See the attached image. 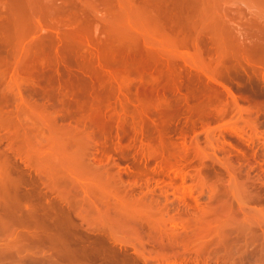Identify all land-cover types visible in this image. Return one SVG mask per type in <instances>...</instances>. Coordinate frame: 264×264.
Masks as SVG:
<instances>
[{
  "label": "rangeland",
  "instance_id": "1",
  "mask_svg": "<svg viewBox=\"0 0 264 264\" xmlns=\"http://www.w3.org/2000/svg\"><path fill=\"white\" fill-rule=\"evenodd\" d=\"M64 1L57 0L59 11H82L84 7L86 10L85 8L83 10L87 12H94L95 8L100 13L109 11L101 4L92 7L94 10L91 11V8L82 3L84 0ZM163 1L161 4L168 10L163 9V14L161 12L159 15H165L164 20L167 17L173 25L175 20L179 21V18L183 20V24L181 23L183 26L179 22L180 25L176 24V27H173L166 19L174 30L182 26L181 32H188L195 26L196 17L194 16L193 20L192 15L197 14L198 0ZM236 1L242 2L244 8L264 16V0L261 3L260 0ZM0 13L8 15L12 12L8 7L0 5ZM143 15L142 19L147 17L145 16L147 13ZM187 15H190V18ZM9 20L11 18L7 23L0 20L5 22L0 23V59L3 56L0 62H5L0 67V79L7 77L0 80V105L6 104L2 105L5 107L4 116L7 118L5 112L9 110L15 120L9 115L12 120L7 118L10 122H7L8 128L5 121L2 125L0 123V264H264V54L262 55L261 50L259 52L256 50L258 53L255 51L256 53L252 55L256 54L257 57L252 58L257 60H242L240 63L233 56L219 62L217 54H206V61L212 62L210 66H213V63L215 65L211 68L218 69L214 70L216 73L212 74L213 78L206 75L205 67H201L203 66L201 60L196 58L199 64L192 57V60L190 57L177 59L180 88L170 96V106L162 111V114L167 116L165 135L169 141L165 139L164 146L168 143L173 145L171 147L169 145V151L164 148L166 150L164 152L178 155L177 152L185 149L183 152L186 154L180 152L186 156L181 159L182 161H173L175 165L172 163L170 167L167 165L168 167L164 168L165 164L158 152V146L148 144L150 143L148 134L150 131L154 132L151 127H148L149 129L145 127L137 135L130 134L131 131L127 128V133H120L117 138L118 134L113 132L116 135L109 136L111 137L108 139L109 148L106 145L104 148L100 147L101 150H106L105 153L100 150L104 156L100 151L99 153L94 151L100 149L99 146L98 149L91 146L98 135L95 136L98 132H93L96 127L89 119L87 121L79 119L76 114L79 110L74 104L77 101V94L82 92L83 96V92L88 90L85 89L88 88L87 76L91 77L92 73L86 69L91 65L87 61L86 67L83 62L89 57V52L85 55L84 50L82 52L80 48L63 42L61 36L64 34V37L67 34L64 30L68 29L65 28L62 32L64 26L60 27L61 31L59 28L58 31L54 30L62 34H54L55 32L49 28H41L42 33L45 32L42 34L41 29H38L37 35L29 19L24 21L25 24L21 23L22 18L18 19L20 22L17 19L13 21V18ZM143 20L133 30L123 28L126 36L121 37V41H128L125 42L127 47L123 45L124 42L121 43L123 47L130 53L134 52H132L134 57L127 59L128 62L133 58L136 60V56L143 57V60L139 57L137 63L133 62L134 66L131 65L132 62L129 64L132 67L129 66L130 80L127 81H130L128 82L130 85L127 91L129 96L132 95L131 99L142 95L145 83L151 80L146 78L150 77V74L144 75L146 72L142 69L143 61L152 62L151 56L149 57L151 54L146 52L147 46L144 45L147 34L143 35L145 38L139 34L141 38L138 39L135 33L128 34L133 31H138V34L145 29L149 31V28L153 27L151 26L153 24ZM14 23L18 25V29L14 27ZM22 29H26L25 33ZM146 30L144 32H147ZM259 34L263 37L264 30ZM57 35L59 42L55 38ZM127 35L133 37L129 38ZM49 36L55 38L53 42ZM18 41L20 43L17 44ZM47 42L48 44H45ZM132 42L136 44L132 45ZM200 45L204 46L202 43H199ZM195 46L192 43L182 44L178 50L191 54ZM40 47L41 50L37 49ZM28 49L31 50L30 53ZM143 51L145 53L142 54ZM41 52L49 58L51 55L57 58L55 60L58 61V65L53 59H48L50 63L41 68V73L38 69V72L33 71V76L31 71L28 72L30 75L26 72L27 75H23V69L28 71L25 58L30 59L29 54L43 55ZM10 60L12 63L16 62L18 66L10 63ZM119 60L120 58L117 63ZM51 61L55 62L57 70L54 71L56 67H53ZM20 62L24 63L22 68L25 65L26 67L22 69ZM134 63L141 65L135 67ZM140 66L142 68L137 69ZM162 66V78L170 85L173 83V73L165 64L160 67ZM15 67L21 68L18 69L21 74L19 83L13 77L19 76V71L17 72ZM90 68L93 71L92 66ZM83 70H86V73ZM52 74H58L62 81L70 79L68 83L73 81L71 77L74 81L86 83L83 82V85L78 83L79 86L74 85V81L73 85L71 83V89L79 92L74 93V90L63 87L60 90L57 88L60 92H54L52 89L56 87H51L54 79L53 83L50 82ZM75 74H79L78 78H75ZM11 77L17 86L16 83L13 85L9 82L12 81L9 80ZM209 85L216 86V90L211 91ZM208 93L213 97L207 95ZM202 94L206 95L205 98ZM178 96L183 100H179ZM71 98L75 101L72 102ZM136 100L138 101L137 98L132 99L133 103L130 101L132 107L137 103ZM27 105L29 113L26 110ZM51 113L57 114V117ZM155 116L157 120L158 114ZM52 117L54 118L51 119ZM14 122H17L20 129L13 124ZM132 131L135 132L134 129ZM121 136L123 139L118 140ZM93 139V143L88 144ZM149 145L152 147L149 148ZM175 145L176 150L182 149L174 153ZM88 151H94L97 156L94 155L99 159L96 160L92 152ZM87 156L90 158L85 160ZM46 157L47 160L52 159L47 161ZM73 158L78 159L77 166ZM53 159L56 160L55 164ZM57 160H60V164ZM56 165L57 168L51 167ZM90 175L97 179L94 181ZM90 181H93L92 186L96 184L95 187L90 186L95 191L88 189ZM79 184L83 188L84 184L87 185L85 187L87 189H80V186H77ZM119 193L126 198L122 199L123 196ZM129 198L135 200L134 203L132 200L129 201Z\"/></svg>",
  "mask_w": 264,
  "mask_h": 264
},
{
  "label": "bare ground",
  "instance_id": "2",
  "mask_svg": "<svg viewBox=\"0 0 264 264\" xmlns=\"http://www.w3.org/2000/svg\"><path fill=\"white\" fill-rule=\"evenodd\" d=\"M68 1H73V0H65L64 2H68ZM163 0H84L83 3L86 4V6L88 8H91V11L92 9L96 6V5H103V7L105 6V8H108L109 11L107 12H102V13H99V11H97V8H95L94 12H87L85 11L86 10V7L85 10L82 9V11H78V12H62V11H59L57 9L58 5H57V0H0V5L2 7H8V9L11 10L12 13H8V15H4L3 13L1 14L0 13V20H3V21H8L9 18H13V21L15 19H20L22 18V21L21 23H24L27 21L26 19H29L30 20V25L32 24V28L35 29L36 31L38 29H41V28H49V30L51 29V31L53 32L54 30L58 31L60 29V27H63L62 28V32L65 28H68V29H65L64 32L65 35L63 37V35L61 36V39H63V42L66 44V45H70V46H76L78 48H80L83 52L84 50V53L85 55H88L87 52H89V57L86 58V61L84 59V66L87 64L85 62L89 61L90 62V65L92 66L93 68V71L90 70L91 66L87 67L86 70H89L91 71L90 74L92 73L91 77L90 76H87L88 77V82H87V85L88 88L86 87L85 89L87 90L84 91L83 93V96L84 98H82V92L78 93L77 94V101L74 100V98H71V100H73L72 102H74L75 107H78V110H79V115L78 113L77 116H79V119L83 118V120L85 119L87 121V119H89L91 121V124H93L96 129L94 128L95 131H93L94 133L95 132H98V133H95V136L97 138H94L95 139V142H94V145L96 143V145H91L94 141L91 140V143H89L88 141V144H90L92 147H96L95 149H98L100 148L101 146L104 148V146L106 145V147H108V142H110V139L111 137H109L111 134H114L113 132L117 133L118 135H116V138L121 135L120 133H123L126 132L127 128L131 131L130 134H134V135H137L139 132L141 133L143 131V129H149L148 127H151L153 129V133L150 131L148 136H149V139H148V144H151L152 146L155 145L158 146V152L160 153V156L162 155L163 157V163L165 164L164 165V168L168 167L169 165L171 166L173 161H179L181 159H184V157L186 156L185 152H183L185 149L180 150L182 148H179L178 150L177 149V146L175 145V150L173 149V152L176 153L177 151H182L183 153H185L183 155L182 152L179 151V154L177 152L178 155L176 154H167L165 153L167 149L169 148V145L171 147V145L173 144H165V147L164 146V142H165V139H166V135H165V132H166V128H167V116H165L164 114H162V111L164 108H166L168 105L170 106V96L173 95L175 92H177V90H179L180 88V83H179V73H178V70H177V59L178 58H188V57H192V58H195L194 61H196L197 59L200 61V63L203 65L201 66L202 68L205 67V73H207L206 75H208V77H212L215 75L216 71H218L217 67L216 68H211L214 65L213 63V66H210V63H212L210 60L209 61H206V54H217L218 56V60L219 62L222 61V59H227L231 56H233V58H235L236 60L238 59L239 60V63L240 61L242 62V60L244 61H248L250 59H253L252 57H255V56H252L254 55V53H256L257 51L259 52L261 50V53L262 55L264 54V35L262 37V35H260V31H263L264 30V16L260 15L259 13L257 12H254L252 10H249V9H246L243 7V3L240 2V1H227V0H198V4L196 7V12H197V16L196 15H192L193 16V20H194V16L196 17L193 22L192 19H190L191 22L194 23V27L191 28L190 31L188 32H181V28H182V22L183 20H181L180 18L178 19L179 21L177 20H173L175 23L173 25V23H171L167 17V21L170 22L173 27H176V24L180 25L181 23V28L180 26L177 27L175 30L168 24V22L166 21V19L164 20V16H160L159 14H161L162 10L163 9H166L167 7L166 6H163L161 4ZM248 1V0H247ZM258 1V0H257ZM262 0H260L259 3H261ZM75 2V1H74ZM164 2V1H163ZM166 3V2H164ZM84 4V6H85ZM93 7V8H92ZM102 7V6H100ZM59 8V7H58ZM5 9V8H4ZM168 10V8L166 9ZM165 10V11H166ZM97 11V12H96ZM155 13L156 15H154L153 13ZM164 12V11H163ZM162 12V14H163ZM167 12V11H166ZM194 12V11H193ZM144 13H147V17L143 18L145 20L142 19V16H144L143 14ZM194 14V13H193ZM172 15V14H171ZM188 16V15H187ZM191 16V17H192ZM6 17H9L8 19ZM161 17H163V19H161ZM171 17V16H170ZM186 17V16H185ZM184 17V18H185ZM190 18V15L188 16ZM187 18V17H186ZM185 18V20H186ZM6 19V20H4ZM24 19V20H23ZM176 19V18H175ZM188 19V18H187ZM9 20V21H11ZM26 20V21H25ZM143 21H147V23H151L153 25V27H151V29L149 28V31H146L148 32H144V31H139V33L137 34L138 31L136 32H132V33H128L129 35L130 34H134L135 37L138 39V38H141L140 35L142 36V38L146 37L147 36V39L145 38V47L147 46V48H145V50L147 49L148 51H146L147 53L149 52V57L151 56L152 58V62H150L151 60H149V63L148 62H145L143 63L142 61V64H143V68L140 66L139 68L137 69H140L142 68L144 70V72H146V74H144L142 71L141 73H143L144 75H147L150 74V77H146L147 79L151 78V80L149 82H147V84L145 83V86L143 87V91H142V95H140L139 97H135L138 99L137 103L133 105V107L131 106L132 104L130 103V101L132 99H135V98H130L132 97L129 96L130 94H128V88H129V85L130 82L129 80V71H130V67L129 66H134L133 65V62L137 63V56H136V60L135 58H133L131 61H127L130 60L133 56V53L131 55L130 51L126 48V44L125 42L127 41H121V37L123 35L126 36V34H124V32H126L125 30H123V28L125 27H128L129 30H133V28L137 27L140 25V22ZM166 21L165 23L163 22ZM181 20V21H180ZM1 22L0 23H5V22ZM12 21V22H13ZM25 21V22H24ZM152 21V22H151ZM172 21V22H173ZM177 21V23H176ZM188 21V22H190ZM20 22V21H18ZM180 22V24H179ZM187 22V24H188ZM186 24V22H184ZM1 24V25H2ZM10 24V23H9ZM15 24V23H14ZM16 24L19 25V23L16 22ZM14 27H17L18 25H16ZM5 25V24H4ZM11 25V24H10ZM22 25V24H20ZM29 25V23H28ZM192 25V24H191ZM23 26V25H22ZM21 26V27H22ZM27 26V25H26ZM145 26V25H144ZM24 27V26H23ZM30 27V26H29ZM70 27V29H69ZM72 27V28H71ZM143 27V26H141ZM147 27V26H146ZM185 27V26H184ZM187 27V26H186ZM189 27V25H188ZM1 28V27H0ZM20 28V26H19ZM26 28V27H25ZM59 28V29H58ZM148 28V27H147ZM18 29V27H17ZM138 29V28H136ZM140 29V28H139ZM138 29V30H139ZM144 29V28H143ZM184 29V28H183ZM188 29V28H187ZM26 30V29H25ZM25 30L22 29V31L25 33ZM28 30V29H27ZM32 30V29H31ZM30 31V29H29ZM29 31L27 33H29ZM36 31H34L36 33ZM42 33V29L40 30ZM47 31V30H46ZM49 31V32H51ZM61 31V29L59 30ZM45 32V31H44ZM43 32V33H44ZM51 32V33H52ZM55 32V31H54ZM59 33V32H55L54 34H62ZM143 34H142V33ZM42 33V34H43ZM51 33H47L46 34L48 35H51ZM38 35V31L36 33ZM35 34V36H36ZM140 34V35H139ZM147 34L146 36H143ZM31 35V34H29ZM127 35V36H129ZM52 36V35H51ZM55 36V35H54ZM31 37V36H30ZM39 37V36H38ZM41 37V36H40ZM39 37V38H40ZM43 37V35H42ZM46 37V36H45ZM63 37V38H62ZM65 37H68V38H65ZM124 37V36H123ZM122 37V38H123ZM130 37H133V35L129 36ZM134 37V38H135ZM38 38V39H39ZM49 38H51L49 36ZM54 38V37H53ZM53 38L52 39V42H53ZM56 40H58L57 42H59L60 39H58V35L55 37ZM54 38V39H55ZM128 38V37H127ZM126 38V39H127ZM135 38V39H136ZM37 39V38H36ZM48 39V38H47ZM67 39L69 41H67ZM125 39V38H124ZM133 39V38H132ZM35 40V39H34ZM44 40V39H42ZM131 40V39H130ZM143 40V39H142ZM132 41V40H131ZM129 41V44L128 46H130V42ZM136 41V40H135ZM31 42V40H30ZM39 42V41H38ZM42 43V41H40ZM44 42V41H43ZM51 42V41H50ZM56 42V41H55ZM56 42V43H57ZM68 42V44H67ZM124 42V43H123ZM144 42V40H143ZM141 42V43H143ZM16 43V42H15ZM20 43L19 41L17 42V44ZM123 43V45H125L126 47L124 48L123 45L121 44ZM128 43V41H127ZM133 43V42H132ZM189 43H192V44H195L196 46L194 47L195 50L193 53L189 54V53H181L182 51L178 50L179 46L182 45V44H189ZM199 43H202L204 46H199ZM45 44H48L45 43ZM136 43H133L132 45H134ZM22 45V43H21ZM36 45V43H35ZM44 45V44H43ZM57 45V44H56ZM61 45V43H60ZM64 45V44H63ZM138 45V43H137ZM15 46H17L15 44ZM29 46V45H28ZM31 46V44H30ZM39 46V45H38ZM37 46V47H38ZM143 46V45H142ZM140 46V47H142ZM193 46V45H192ZM27 47V46H26ZM42 47V46H41ZM41 47L40 48H37V49H40L41 50ZM15 48V47H14ZM30 48V47H29ZM75 48V47H74ZM131 48V50L133 49L132 47H129V49ZM136 48V47H135ZM17 50V48H15ZM27 48H25L26 50ZM34 48H32L33 50ZM56 49V46L55 48ZM79 49V50H80ZM15 50V51H16ZM24 50V51H25ZM30 49H28V53ZM72 50V48L70 49ZM80 50V51H81ZM135 51V49H133ZM138 50V49H137ZM142 50L139 49V51ZM144 50V51H145ZM257 50V51H256ZM14 51V52H15ZM31 51V50H30ZM36 51V50H34ZM39 51V50H38ZM47 51V50H46ZM142 52L145 53V52ZM180 51V52H179ZM256 51V52H255ZM21 52V50H20ZM27 52V51H26ZM33 52V51H32ZM31 52V53H32ZM40 52V51H39ZM43 52V51H42ZM43 55H40L39 53V56L38 54L36 53V55L32 54V56H29L28 55V58L30 59H26L25 55L23 58H25L26 60V63L28 65V71H24V67H26V65L22 68L23 64L25 63H21V68L23 69L22 73H24L23 75H27L25 74L28 73H31L32 76H33V71H36L38 72V69L40 70L39 72L41 73V68L47 63V66L48 64V59H53V61H56L55 57H52L50 56L47 57L46 55L44 56V53H42ZM77 52V51H76ZM81 52V53H82ZM136 52V51H135ZM257 52V53H258ZM17 53V52H16ZM23 52H21L22 54ZM35 53V52H34ZM47 53V52H46ZM51 53V52H50ZM55 53V52H53ZM62 53V52H61ZM66 53V52H65ZM70 53V52H69ZM72 53V52H71ZM15 54V53H14ZM18 54V53H17ZM20 54V53H19ZM59 54V53H58ZM73 54V53H72ZM140 54V53H139ZM61 55V54H60ZM63 55V53H62ZM61 55V56H62ZM78 55V54H77ZM258 57H259V54H257ZM20 55H18L19 57ZM22 56V55H21ZM34 56V57H33ZM66 56V55H65ZM64 56V59L67 57ZM84 56V55H83ZM132 56V57H131ZM142 56V55H141ZM206 56V57H205ZM216 56V55H215ZM235 56V57H234ZM3 57V56H2ZM1 57V59H3ZM8 57V56H7ZM15 57V56H14ZM16 57V58H18ZM33 57V58H31ZM63 57V56H62ZM209 57V55H208ZM214 58V56H212ZM257 57V56H256ZM15 58V59H16ZM85 58V57H83ZM89 58V60H87ZM120 58L119 62L117 63L118 59ZM148 59V57H146ZM189 58V59H190ZM191 58V60H192ZM197 58V59H196ZM211 58V57H210ZM260 58V57H259ZM0 59V60H1ZM7 59V58H6ZM22 57L19 59L21 60ZM117 59V60H116ZM140 59L143 60V57H140ZM234 59V60H235ZM257 60V58H254ZM253 59V60H254ZM261 59V58H260ZM263 59V58H262ZM9 60V59H7ZM2 61V60H1ZM5 61V60H3ZM11 61V60H10ZM18 61V60H17ZM53 61H51L53 67L57 70V66H55L58 61H56V64L55 62L53 63ZM62 61V60H61ZM66 61V59H65ZM68 61V60H67ZM66 61V62H67ZM72 61V60H71ZM70 61V63H71ZM115 61H116V64H115ZM124 61H126L127 63H125ZM243 61V62H244ZM259 61V60H258ZM263 61V60H262ZM19 62V61H18ZM60 62V61H59ZM77 62V61H76ZM89 62H88V65H89ZM132 62V64H131ZM139 62V61H138ZM198 62V61H196ZM252 62V61H251ZM5 63V62H4ZM3 62L1 64L0 67H2V64H4ZM12 63V61L10 62ZM16 63V62H15ZM15 63H12V64H15ZM125 63V64H124ZM134 63V64H135ZM199 63V62H198ZM199 63V64H200ZM218 63V62H217ZM8 64V63H7ZM12 64H11V68H12ZM19 64V63H18ZM82 64V63H81ZM128 64V65H127ZM131 64V65H129ZM162 64H165V67L168 66L167 68L170 69L172 71V75H173V83H171L170 85L166 84V82L163 80L162 78V67H160ZM16 65V64H15ZM58 65V64H57ZM127 65V66H126ZM136 65H141V64H135V67H137ZM5 66V65H3ZM9 66V65H8ZM18 65H16L17 67ZM50 66V65H49ZM76 66V65H75ZM83 66V67H84ZM131 66V67H132ZM218 66V65H217ZM15 67V69H16ZM20 67V66H19ZM30 67V68H29ZM46 67V66H45ZM61 67V66H60ZM70 67V66H69ZM79 67V66H78ZM84 67V68H86ZM10 68V66H9ZM14 68V67H13ZM21 68H17V72L19 71L18 69H21ZM52 68V67H51ZM50 68V69H51ZM89 68V69H88ZM201 68V69H202ZM3 69V68H2ZM26 69V68H25ZM32 69V70H30ZM64 69V68H63ZM81 69V68H80ZM203 69V71H204ZM217 69V70H216ZM7 70V69H6ZM15 70V71H16ZM82 70V69H81ZM85 70V71H86ZM216 70V71H214ZM10 71V70H9ZM76 71V70H75ZM84 71V70H83ZM84 71V73H86ZM140 71V70H138ZM3 72V71H2ZM17 72H15L17 74ZM79 72V71H78ZM5 73V72H4ZM2 73V74H4ZM9 73V72H8ZM19 73V78L17 76H13L16 78V81L18 80V83L20 82L19 79H20V71L18 72ZM28 73V74H29ZM76 73V72H75ZM81 73V72H79ZM84 73L82 72V75L84 76ZM12 74V73H11ZM88 74V75H90ZM212 74H214L212 76ZM6 75V74H5ZM18 75V74H17ZM30 75V74H29ZM58 75V74H56ZM55 74H52V76L50 75L49 79L51 80H48L50 81L51 83L54 82L53 86L51 87H56V89H52V91L54 90V92H58L60 90L61 87H63V89H67V90H70L71 87V83L73 85V81L74 79L71 77V79L73 81H71V83L69 82L68 83V80L70 81V79H68L66 82L65 81H62L61 78L58 76H56ZM75 78L77 77L78 78V75L75 74ZM86 75V74H85ZM36 76V74H35ZM38 76V75H37ZM42 76V74L40 75ZM46 76V75H45ZM81 76V75H80ZM79 76V78H80ZM23 77V76H22ZM62 77V76H61ZM64 77V76H63ZM67 77V76H66ZM65 77V78H66ZM69 77V76H68ZM90 77V78H89ZM132 77V76H131ZM5 80V78L7 77H2L1 79ZM25 78V77H24ZM28 78V77H27ZM30 78V77H29ZM33 78V77H32ZM41 78V77H40ZM47 78V77H46ZM60 78V79H59ZM64 78V79H65ZM70 78V77H69ZM0 79V80H1ZM14 78L11 77V79L9 80H12V81H9L10 83L12 82L13 83H16L14 82L13 80ZM52 79H54V81L52 82ZM85 80L86 78H81V80ZM127 79H129L127 81ZM21 80V79H20ZM26 80V78H25ZM30 81V79H28ZM44 80V79H43ZM79 80V79H78ZM34 81V80H33ZM45 82V81H44ZM85 82V81H83ZM83 82H77V81H74V85H78V83L82 84ZM133 82V81H132ZM1 83V82H0ZM38 83H39V80H38ZM41 83V82H40ZM50 83V84H51ZM86 83V82H85ZM84 83V84H85ZM48 84V83H47ZM49 84V85H50ZM4 85V84H3ZM14 85V84H13ZM12 85V86H13ZM34 85V83L32 84ZM83 85V84H82ZM8 87V85H6ZM17 86V83L16 85ZM22 86V85H21ZM35 86V85H34ZM46 86V84H45ZM70 88H69V87ZM79 86V85H78ZM77 86V87H78ZM81 86V85H80ZM11 87V84L10 86ZM8 87V88H9ZM41 87V85H40ZM49 88V86H47ZM65 87V88H64ZM68 87V88H66ZM59 90H58V89ZM84 88V87H83ZM11 89V88H10ZM9 89V90H10ZM14 89V88H13ZM47 89V88H46ZM50 89V88H49ZM80 89V87H79ZM78 89V90H79ZM209 89H211V91H215L216 90V86H213V85H209ZM1 90V89H0ZM12 90V89H11ZM74 88L71 89V91H73ZM84 90V89H83ZM15 91V90H14ZM76 90H74V93H75ZM81 91V90H80ZM60 92V91H59ZM76 92H79V91H76ZM86 92V94H85ZM130 92V91H129ZM68 93V92H67ZM53 94V93H52ZM57 94V93H55ZM80 94V95H79ZM205 94V93H203ZM202 94V95H203ZM210 93H208L207 95H209ZM54 95V94H53ZM61 95V94H60ZM76 95V94H75ZM81 99H80V97ZM204 98L206 95H203ZM202 96V97H203ZM211 96V94L209 95ZM207 96V98L210 99V97ZM73 97V96H72ZM76 97V96H75ZM213 97V96H211ZM178 99L181 101L183 100V98L180 96H178ZM208 99V100H209ZM134 101V100H133ZM4 102V101H3ZM8 102V101H7ZM27 102V101H26ZM132 102V101H131ZM180 102V101H179ZM222 102V101H221ZM29 103V102H28ZM133 103V102H132ZM2 105H6V104H2ZM0 105V106H2ZM73 105V103L71 104ZM2 106V110H1V107H0V111H1V116H0V123L2 125V123L5 121L6 123L9 122L7 121V118L9 117L8 120H12V118L15 120V118L13 117L14 115L11 113H9L10 111L8 110V112H5V115H7V118L6 116H4V110H5V107ZM8 106V105H7ZM4 108V109H3ZM24 108V107H23ZM26 110L28 112V105L26 106ZM30 109V107H29ZM76 109V108H75ZM181 109V108H180ZM214 109V108H213ZM77 110V109H76ZM77 110V111H78ZM7 111V109H6ZM14 111V110H13ZM22 111V110H21ZM23 112H24V109H23ZM70 112V111H69ZM9 113V114H7ZM29 113V112H28ZM3 114V115H2ZM18 114V112L16 113ZM53 114V113H51ZM73 114V113H72ZM75 114V115H76ZM158 114V119L156 120L154 118V116ZM12 115V118L10 116ZM48 115V113H47ZM50 115V114H49ZM54 115V114H53ZM56 117H57V114H55ZM54 115V116H55ZM20 116V115H18ZM74 116V115H73ZM5 117V118H4ZM17 117V115H16ZM21 117V116H20ZM19 117V118H20ZM156 117V116H155ZM54 117H52L51 119H53ZM157 118V117H156ZM5 119V120H4ZM76 119V118H75ZM2 120V121H1ZM31 120V119H30ZM24 121V120H23ZM77 121V120H76ZM89 121V123H90ZM4 122V123H5ZM18 122V121H17ZM17 122H14L13 124L14 125H17L16 123ZM22 122V121H21ZM53 122H55L53 120ZM79 122V121H77ZM10 123V122H9ZM23 123V122H22ZM21 123V124H22ZM245 123V122H244ZM20 124V123H19ZM11 125V124H10ZM40 125V124H39ZM4 126V125H3ZM6 127L8 126V123L7 125H5ZM19 127V125H17ZM31 126V125H30ZM91 126V125H90ZM8 128V127H7ZM15 128H17L15 126ZM52 128V127H51ZM130 128H132V130L134 129V131H132ZM20 129V127H19ZM10 130V129H9ZM14 130V129H13ZM141 130V131H140ZM18 131V130H17ZM43 132V131H42ZM87 132V131H85ZM92 132V131H91ZM92 132L91 135H93L94 133ZM137 132V133H136ZM127 133V132H126ZM129 133V132H128ZM17 135V132L16 134ZM32 135V134H31ZM36 135V134H35ZM11 136V135H10ZM13 136V135H12ZM47 136V135H46ZM89 136V135H88ZM112 136V135H111ZM128 136V135H127ZM131 136V135H130ZM19 137V136H18ZM91 137V136H89ZM109 137V138H108ZM114 137V136H113ZM112 137V138H113ZM16 138V137H15ZM67 138V137H66ZM122 138L119 137L118 140ZM39 139V138H38ZM44 139V138H43ZM90 139V138H89ZM92 139V137H91ZM123 139V138H122ZM54 140V139H53ZM108 140V141H107ZM118 140H117V143H118ZM167 140V139H166ZM85 141V140H84ZM147 141V140H146ZM168 141V140H167ZM166 141V142H167ZM38 142V141H37ZM43 142V141H42ZM122 142V140H121ZM169 142V141H168ZM40 143V142H39ZM59 143V142H58ZM72 143V142H71ZM128 143V142H127ZM56 144V143H55ZM79 144H82V143H79ZM114 144V143H113ZM122 144V143H121ZM121 144H118V145H121ZM117 145V144H116ZM124 145V144H123ZM127 145V144H125ZM178 145V144H177ZM89 146V147H91ZM97 146H99L97 148ZM122 146V145H121ZM121 146H118V147H121ZM149 145V148L152 147ZM183 146H186V145H183ZM56 147V146H55ZM82 147V146H80ZM101 147V148H102ZM154 147V148H155ZM160 147V148H159ZM163 147V148H162ZM180 147V146H179ZM60 148V147H59ZM58 148V149H59ZM98 149V150H94L93 148H89L90 150L93 149L94 151H98L97 153H99V151L101 150ZM109 148V147H108ZM117 148V147H116ZM153 148V149H154ZM165 148V149H164ZM52 149H53V146H52ZM56 149V148H55ZM54 149V150H55ZM124 149V148H123ZM156 149V148H155ZM154 149V150H155ZM102 149L101 151L105 153L106 150ZM110 149H107V151H109ZM83 151V150H82ZM85 151V150H84ZM94 151H91L92 154H88V156L92 155L96 160L99 159L98 157L96 158V154ZM100 151V152H101ZM165 151V152H164ZM169 151V150H168ZM176 151V152H175ZM90 151H88L89 153ZM90 152V153H91ZM94 152V153H93ZM101 152V155L104 156ZM157 152V153H158ZM162 152V153H161ZM240 152V151H239ZM57 153V152H56ZM81 153V152H80ZM79 153V154H80ZM87 154V152H86ZM86 154L83 156L85 157ZM96 156H95V155ZM78 155V154H77ZM110 155V154H109ZM61 156V155H60ZM85 158L88 159L90 157ZM73 157V156H72ZM63 158V157H62ZM66 158V157H65ZM49 159H52V158H49ZM48 159V160H49ZM74 159V158H73ZM93 159V158H92ZM102 159V158H100ZM44 160V159H43ZM46 160H47V157H46ZM47 160V161H48ZM54 160V164L56 163V160ZM50 163H52V161ZM75 160V159H74ZM78 161V159H76ZM75 160L76 162V166H77V161ZM160 160V159H159ZM58 161V160H57ZM60 161V160H59ZM58 161V162H59ZM71 161V160H70ZM93 161V160H92ZM102 161V160H101ZM166 161V162H165ZM182 161V160H181ZM69 162V161H68ZM74 162V163H75ZM91 162V161H90ZM98 163V162H97ZM106 163V162H105ZM52 164V165H54ZM60 164V162H59ZM100 164V163H99ZM174 164V163H173ZM50 165V164H49ZM72 165H75V164H72ZM102 165V164H101ZM104 165V164H103ZM168 165V166H167ZM175 165V164H174ZM70 166V165H69ZM90 166V165H89ZM88 166V167H89ZM95 166V165H94ZM169 166V167H170ZM51 167H54V168H57V165L56 166H51ZM71 167V166H70ZM91 167V166H90ZM105 167V166H104ZM104 167H101V168H104ZM68 168V167H67ZM106 168V167H105ZM110 168V167H109ZM59 169V168H58ZM57 169V170H58ZM69 169V168H68ZM91 169V168H90ZM89 169V170H90ZM97 169V168H96ZM55 170V171H57ZM62 169H60L61 171ZM88 170V171H89ZM101 170V173L103 172L102 169ZM109 170V169H108ZM91 171V170H90ZM107 171V169L105 170ZM95 172V171H93ZM169 172V171H168ZM96 173V172H95ZM98 173V172H97ZM109 173V172H108ZM160 173V172H159ZM111 174V173H110ZM109 174V175H110ZM93 175V174H92ZM96 175V174H95ZM102 175V174H100ZM108 175V176H109ZM115 175V174H114ZM113 175V176H114ZM57 176V175H56ZM84 176V175H83ZM91 176V175H90ZM103 176V175H102ZM65 177V176H64ZM91 178L94 179H97L95 177H92ZM99 178H101L100 180L103 181L102 177L99 176ZM98 178V179H99ZM57 179V178H56ZM123 180V179H122ZM129 180V179H128ZM95 181V180H94ZM106 181V180H104ZM97 182V181H96ZM111 182V180H110ZM128 182V181H127ZM74 183V182H73ZM83 183V182H82ZM90 185L88 187V189L92 187H95V185L92 186V183L93 181L91 182L90 181ZM95 183V182H94ZM107 183V182H106ZM112 183V182H111ZM133 183V182H132ZM100 184V183H99ZM109 184V182H108ZM134 184V183H133ZM74 185V184H73ZM101 185V184H100ZM119 185V184H118ZM124 185V184H123ZM128 185V184H127ZM71 186V185H70ZM77 186H80L77 185ZM75 186V187H77ZM110 187L111 184L109 185ZM87 187V185L85 186L84 184V188L83 186H80V189L83 188L84 189H87L85 188ZM97 187V186H96ZM124 187V186H123ZM60 188V187H59ZM90 190H93L91 189ZM106 188V187H105ZM121 188V187H120ZM50 189V188H49ZM53 189V188H52ZM78 189V188H77ZM79 189V190H80ZM96 189V188H95ZM101 189V188H100ZM107 189V188H106ZM114 189V188H113ZM81 190V191H83ZM97 190V189H96ZM110 190V189H109ZM115 191L117 189H114ZM113 190V192H115ZM125 190V189H124ZM95 191V190H93ZM120 191V190H119ZM97 192V191H96ZM110 192V191H109ZM112 192V191H111ZM118 192V190L116 191ZM121 192V191H120ZM104 193V192H102ZM125 192H123V195H124ZM121 194V193H119ZM108 195V194H107ZM121 194V196H123ZM130 195V194H129ZM100 196V195H99ZM120 196V195H119ZM126 196V195H124ZM124 196L122 197V199L124 198ZM133 196V195H132ZM86 197V196H85ZM93 197V196H92ZM137 197V196H136ZM143 197V195H142ZM126 198V197H125ZM124 198V199H125ZM138 198V197H137ZM128 199V198H127ZM130 199V198H129ZM136 199V198H135ZM142 199V198H141ZM132 198L129 200L131 201ZM137 201H141L140 199H136ZM133 201V200H132ZM135 201V200H134ZM133 201V203H134ZM91 202V201H90ZM144 202V201H143ZM71 203V202H70ZM136 203V202H135ZM140 203V202H139ZM153 203V202H152ZM138 204V202L136 203ZM142 204V202H141ZM147 204V203H146ZM149 204V203H148ZM121 205V204H120ZM144 205V203L142 204ZM159 205V204H158ZM114 206V205H113ZM147 206V205H146ZM94 207V206H93ZM118 208V206H117ZM116 208V209H117ZM146 208V207H145ZM122 210V209H121ZM126 210V209H125ZM162 210V209H161ZM132 211V210H131ZM148 211V209H147ZM126 212V211H125ZM162 212V211H161ZM211 212V211H210ZM127 213V212H126ZM206 213V212H205ZM209 213V212H207ZM94 215V214H93ZM151 215V214H150ZM155 217V215H154ZM175 217V216H173ZM128 218V217H127ZM122 219V218H121ZM133 219V218H132ZM131 219V220H132ZM116 221V220H115ZM116 223V222H115ZM132 227V226H131ZM132 229V228H131ZM132 232V231H131ZM136 234V233H135Z\"/></svg>",
  "mask_w": 264,
  "mask_h": 264
},
{
  "label": "flooded vegetation",
  "instance_id": "3",
  "mask_svg": "<svg viewBox=\"0 0 264 264\" xmlns=\"http://www.w3.org/2000/svg\"><path fill=\"white\" fill-rule=\"evenodd\" d=\"M73 1H75V0H73ZM83 3V2H82ZM84 4V3H83ZM79 11V10H78ZM78 11H74V12H78ZM97 12V11H96ZM100 13V12H99Z\"/></svg>",
  "mask_w": 264,
  "mask_h": 264
}]
</instances>
